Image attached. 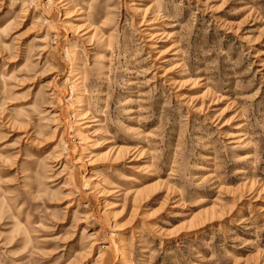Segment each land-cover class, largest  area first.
Wrapping results in <instances>:
<instances>
[{"label": "rangeland", "instance_id": "rangeland-1", "mask_svg": "<svg viewBox=\"0 0 264 264\" xmlns=\"http://www.w3.org/2000/svg\"><path fill=\"white\" fill-rule=\"evenodd\" d=\"M127 263L264 264V0H0V264Z\"/></svg>", "mask_w": 264, "mask_h": 264}, {"label": "bare ground", "instance_id": "bare-ground-1", "mask_svg": "<svg viewBox=\"0 0 264 264\" xmlns=\"http://www.w3.org/2000/svg\"><path fill=\"white\" fill-rule=\"evenodd\" d=\"M152 7V6H151ZM139 9V8H138ZM137 9V10H138ZM140 10V9H139ZM142 10V9H141ZM137 12V11H136ZM140 12V11H139ZM156 14V13H155ZM143 19H145L144 17H143ZM154 36V35H153ZM73 56H74V58H75V61H74V68H73V74H71V75H73L74 76V78H76L77 77V71L78 70H76L78 67H76V65L78 64V62H79V58H78V55H77V53H76V51H73ZM79 82V81H78ZM79 84V83H78ZM82 125H84V123H79L78 124V126H82ZM84 133H88V131L87 130H85L84 132H82V135H85ZM119 244H120V251H121V254H125L126 253V251H125V248H124V246H125V242L123 241V240H120L119 241ZM128 262V261H127ZM128 264V263H127Z\"/></svg>", "mask_w": 264, "mask_h": 264}]
</instances>
